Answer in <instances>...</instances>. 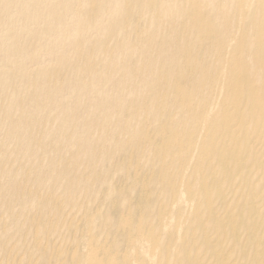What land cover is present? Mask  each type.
<instances>
[{
	"label": "bare ground",
	"instance_id": "1",
	"mask_svg": "<svg viewBox=\"0 0 264 264\" xmlns=\"http://www.w3.org/2000/svg\"><path fill=\"white\" fill-rule=\"evenodd\" d=\"M48 1L53 13L72 7L67 0ZM132 1L125 19L136 27L123 40L131 63L112 69L111 77L126 74L128 85L140 79L143 85L128 96L141 102L131 106L122 97L113 104L120 117L102 119L100 135L105 142L115 134L117 144L90 152L92 162L107 157L114 177H99L93 167L76 173L81 155L66 154L53 170L66 180L19 186L11 202L23 214L14 220L20 225L15 231L0 226V264H264V243L251 232L256 218L264 232V37L258 43L249 37L247 11L239 4L244 0L231 6L225 0ZM254 2L260 5L255 4V26L262 36L264 0ZM80 6L70 12L75 22L56 30L63 38L73 36L68 49L76 50L74 68L82 72L75 77L87 86L110 71L107 62L115 56L114 47L100 54L104 62L92 48L79 50L85 31L84 23L76 31ZM100 10L92 0L89 14ZM230 32L240 33L234 53L225 48ZM164 37L175 41L170 49L182 52L160 48ZM139 47L149 53L140 64ZM39 77L60 87L58 98L66 97L50 69ZM110 183L115 190L107 200ZM4 200L0 188V204ZM98 213L101 229L84 231ZM242 220L249 229L238 227Z\"/></svg>",
	"mask_w": 264,
	"mask_h": 264
},
{
	"label": "rangeland",
	"instance_id": "2",
	"mask_svg": "<svg viewBox=\"0 0 264 264\" xmlns=\"http://www.w3.org/2000/svg\"><path fill=\"white\" fill-rule=\"evenodd\" d=\"M67 1L72 7L53 13L55 7L48 0H0V188L5 195L4 202L0 204V211L4 213L0 215V226L7 225L13 231L20 226L19 223H14L15 218L23 214L19 205L11 202L16 189L19 186H43L51 180H66L53 174L54 169L60 168L59 162L66 154L81 155L74 165L76 173L78 169L93 167L99 177H114L107 157L99 155L95 161H90V152L93 153V150H99L101 146L110 148L117 144L112 142L115 134H111L107 141H101V120H115L120 117L114 111L113 104H118L122 97L127 98L129 104L132 103L131 106L141 102L139 97L128 96L130 90H136L143 85L140 79L128 85L126 74L116 79L111 77L112 69L131 63L130 54L123 49V40L131 36V30L136 27L134 21L125 19L126 6L133 1L98 0L101 10L96 15L89 14L92 0H82L85 2L82 6L75 5L79 0ZM225 3L230 6L235 4L233 0H225ZM239 4L245 6L247 11L246 27L251 29L249 37L258 43L264 37L263 33L262 36L259 35L255 26L258 17L255 4L258 3L244 0ZM77 6H80L82 14L76 24V31L78 32L81 23L85 24L79 50L85 53L87 48H92L97 54L95 57L104 62L100 54L114 47L115 59L107 62L110 71L104 72L98 78H92L87 86H83V77H75L82 72L77 74L74 68L78 60L74 53L76 50L68 49L73 36L67 35L63 38V34L56 30L58 24L69 27L75 22L70 17V12ZM257 6L260 8V5ZM169 8L173 6L170 5ZM262 12L264 15V11ZM158 27L153 26L160 36ZM142 28L139 26V29ZM239 37V32H230L225 43L228 52L234 53V42ZM161 41L163 45L160 48L166 49L165 51L172 54L182 52L170 49L175 46L174 40L164 37ZM17 43H20L18 48ZM118 44H121L120 47ZM56 48L63 51L57 52ZM139 50L140 64L149 53L140 47ZM32 60L36 62L33 63ZM60 68L67 71L66 76L59 75ZM45 69H50L52 77L57 76V82H61L62 88H65L67 95L64 99L58 98L59 86L49 85L45 79L39 77ZM107 85L113 87L108 94L104 90ZM95 94L101 96V99L105 97L107 104L101 99L92 100ZM89 128L93 129L91 134L87 132ZM47 146H51L53 150L50 155L44 154L43 149ZM130 146L131 144L123 145ZM31 166L37 168L33 169ZM5 173L11 174L13 180L4 178ZM59 182L63 187L67 185L66 181ZM110 187V193L105 195L107 200L112 198L115 190L112 183ZM99 220V213L91 215V219L85 222L84 231L97 233L101 229ZM253 221L251 232L255 238L259 234L260 238L257 236L256 239L264 243V232L260 231V234L257 225L259 219ZM243 222H239L238 227L249 229L250 225L246 226ZM232 250L231 248V253H234ZM45 264H48V260Z\"/></svg>",
	"mask_w": 264,
	"mask_h": 264
}]
</instances>
